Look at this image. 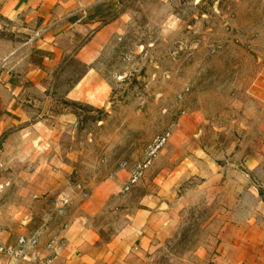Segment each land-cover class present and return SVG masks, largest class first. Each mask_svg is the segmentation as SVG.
Here are the masks:
<instances>
[{"label": "rangeland", "instance_id": "obj_1", "mask_svg": "<svg viewBox=\"0 0 264 264\" xmlns=\"http://www.w3.org/2000/svg\"><path fill=\"white\" fill-rule=\"evenodd\" d=\"M85 4L69 16L66 54L38 98L37 138L0 142V264L21 263L1 251L20 237L55 243L86 205L135 209L170 184L179 196L209 165L243 162L263 143L264 0ZM108 194L104 206L92 202ZM210 213L187 212L165 264L209 242Z\"/></svg>", "mask_w": 264, "mask_h": 264}, {"label": "crops", "instance_id": "obj_2", "mask_svg": "<svg viewBox=\"0 0 264 264\" xmlns=\"http://www.w3.org/2000/svg\"><path fill=\"white\" fill-rule=\"evenodd\" d=\"M85 3L0 0V142L37 138L38 98L46 96L53 69L66 54L68 18ZM90 45L92 40L76 56L87 57ZM199 175L203 180L179 196L171 184L158 186L135 209L102 212L86 205L56 238L54 254L42 255L47 264H165L167 242L182 232L187 212L205 204L211 210L209 242L174 264H264V136L243 162L209 165ZM109 195L92 202L102 207L114 198Z\"/></svg>", "mask_w": 264, "mask_h": 264}, {"label": "built area", "instance_id": "obj_3", "mask_svg": "<svg viewBox=\"0 0 264 264\" xmlns=\"http://www.w3.org/2000/svg\"><path fill=\"white\" fill-rule=\"evenodd\" d=\"M2 64L0 63V69ZM136 180L133 179L131 183H134ZM60 207H64L67 204V200H59ZM40 233H36L30 237H20L17 241V246L15 249L11 248H2L1 251L6 254L13 256L15 259L20 260V262H26V264H47L48 260L42 255L44 250L50 252V255L54 254L55 246L54 241L50 240L48 243H45L41 248L40 245ZM28 251V252H26ZM52 254V255H53Z\"/></svg>", "mask_w": 264, "mask_h": 264}]
</instances>
